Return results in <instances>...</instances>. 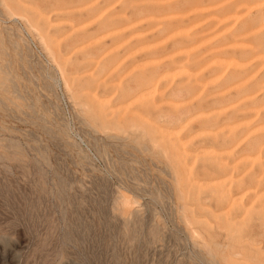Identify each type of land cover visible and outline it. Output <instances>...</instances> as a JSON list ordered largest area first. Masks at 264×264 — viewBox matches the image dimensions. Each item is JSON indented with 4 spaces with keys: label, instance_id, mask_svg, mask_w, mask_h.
<instances>
[{
    "label": "rangeland",
    "instance_id": "374dc122",
    "mask_svg": "<svg viewBox=\"0 0 264 264\" xmlns=\"http://www.w3.org/2000/svg\"><path fill=\"white\" fill-rule=\"evenodd\" d=\"M0 264H264V0H0Z\"/></svg>",
    "mask_w": 264,
    "mask_h": 264
}]
</instances>
